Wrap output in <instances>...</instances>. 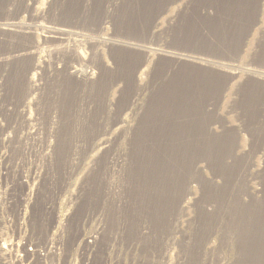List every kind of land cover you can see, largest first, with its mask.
<instances>
[{
	"label": "rangeland",
	"instance_id": "obj_1",
	"mask_svg": "<svg viewBox=\"0 0 264 264\" xmlns=\"http://www.w3.org/2000/svg\"><path fill=\"white\" fill-rule=\"evenodd\" d=\"M23 1H0L32 33L1 35L0 58L38 46L0 61V188L33 191V230L68 218L112 264H264V0ZM67 12L86 83L44 39Z\"/></svg>",
	"mask_w": 264,
	"mask_h": 264
},
{
	"label": "built area",
	"instance_id": "obj_2",
	"mask_svg": "<svg viewBox=\"0 0 264 264\" xmlns=\"http://www.w3.org/2000/svg\"><path fill=\"white\" fill-rule=\"evenodd\" d=\"M33 197L28 186L19 194L0 188V264H106L107 259L111 263L108 251L99 259L96 235L70 243L73 236L65 231L68 218L54 227L49 217H42V232H35Z\"/></svg>",
	"mask_w": 264,
	"mask_h": 264
},
{
	"label": "bare ground",
	"instance_id": "obj_3",
	"mask_svg": "<svg viewBox=\"0 0 264 264\" xmlns=\"http://www.w3.org/2000/svg\"><path fill=\"white\" fill-rule=\"evenodd\" d=\"M1 1V0H0ZM5 1V0H4ZM28 0H24L23 3L27 2ZM61 1V0H59ZM5 3V2H4ZM62 3V2H61ZM4 7H9V9L7 10V14L9 15H12V16H15L17 14L20 13L19 10H11V9H14L15 6L12 5V0H7V3L4 4ZM64 8V7H63ZM20 9L21 11H24V12H27L28 10V6H22L21 8H18ZM58 10H60V7L58 8ZM67 10V9H66ZM65 10V12H66ZM11 11V12H10ZM61 11H64L62 8H61ZM68 11V10H67ZM64 12V13H65ZM68 14H70V18H69V22L67 24H63L57 28H54V29H51L49 30L47 33L49 34L48 36L44 37V39H52L54 42H63V41H67V44L64 45L62 51H64L65 53H67V55H69V62H67V66H66V70L68 72H70L76 79H82L83 81L87 80L85 78V72L83 71V69L86 67L87 63H88V56H86V54L83 52V50L80 48L81 47V39L80 41L78 40V37L81 35L79 33H77V31L73 30L72 27H74L76 24H78L81 20H82V17L81 16H71L72 14L67 12ZM79 13V12H78ZM75 14V13H74ZM73 14V15H74ZM64 15V14H63ZM66 15V13H65ZM67 16V15H66ZM69 17V15H68ZM84 18V17H83ZM3 20H7V19H3ZM68 21V20H67ZM18 30H22L24 32L20 33V32H16ZM6 34H19V35H22L23 37H28L30 34H32L30 32V29L29 27H26V26H17L15 25L14 23H5V24H1L0 25V36L1 35H6ZM71 37H74L75 39L71 40ZM84 41V40H83ZM82 41V42H83ZM32 43V42H30ZM35 43V42H34ZM57 43V44H58ZM61 46V45H60ZM122 46V45H120ZM136 45L135 44H132V46L128 47L129 50H134L136 52H141L143 53L144 55L147 54V51L146 50H142V49H139L137 47H135ZM139 46V45H137ZM37 47L36 45H33V44H30L28 45L26 48H24L23 50H21L20 52L16 53V54H13V55H10V56H7L5 57L4 59H1L0 58V61L4 60V61H14L16 60L17 62H23L24 60H28V61H31V59L33 58V55L35 53V50H37ZM59 47V46H58ZM125 48V47H124ZM127 49V48H125ZM60 50V49H58ZM53 51V50H52ZM51 51V52H52ZM61 51V52H62ZM37 52V51H36ZM59 52V51H58ZM54 53V52H53ZM55 54V53H54ZM57 54H62V53H56L55 55ZM52 55V54H51ZM35 59V58H34ZM36 60V59H35ZM179 60H182L181 58H179ZM187 61V60H186ZM191 61V60H190ZM25 62V61H24ZM188 62V61H187ZM194 62V61H192ZM201 62V61H200ZM196 64H199L197 61L195 62ZM72 64H77V69H73V65ZM202 64V63H201ZM199 64V65H201ZM202 66V65H201ZM38 66L35 65L34 63H29V65L24 68L21 72V76H23V78L25 80H31L29 79V76L31 74H36L37 70H38ZM72 70V71H71ZM137 70H131L129 71L128 73H125V72H122L121 74L118 75V80L120 81H126L127 79H130L129 77H132L133 74L136 72ZM135 75V74H134ZM228 75H233L232 73L231 74H228ZM22 78V77H21ZM112 80V79H111ZM263 80V79H262ZM129 81V80H128ZM29 83V82H28ZM86 83V81H85ZM110 86V85H109ZM19 91V90H18ZM20 92V91H19ZM18 93V92H17ZM23 98V97H21ZM131 104L134 102L135 100V95H132L131 97ZM207 107V106H206ZM207 111V110H206ZM121 123V122H120ZM117 124V123H116ZM119 162L118 160V157L114 160L113 162V166L115 167L117 165V163ZM122 162V161H120ZM111 167V166H110ZM118 167H119V164H118ZM210 237V236H209ZM205 238V237H204ZM208 238V237H207ZM246 239V238H245ZM233 240V239H232ZM253 240V239H252ZM231 241V240H230ZM229 241V242H230ZM234 241V240H233ZM255 241V240H254ZM262 241V240H260ZM203 242V241H202ZM228 242V243H229ZM233 243V242H232ZM256 243V241H255ZM231 244V243H230ZM258 244V243H256ZM234 245V244H233ZM240 248V247H239ZM238 248V249H239ZM246 248V247H245ZM244 248V249H245ZM255 248V247H254ZM250 249V247L248 248ZM251 250V249H250ZM255 250V249H254ZM247 251V249H246ZM260 251V249H259ZM251 252V251H250ZM257 252V251H255ZM221 253V252H220ZM241 253V252H240ZM201 254V253H200ZM252 254V253H251ZM254 254V252H253ZM199 255V254H198ZM202 257V256H201ZM207 261V260H206ZM220 261V260H219Z\"/></svg>",
	"mask_w": 264,
	"mask_h": 264
}]
</instances>
